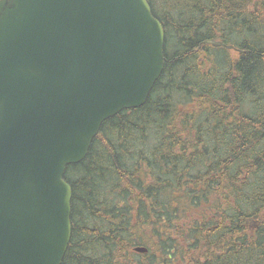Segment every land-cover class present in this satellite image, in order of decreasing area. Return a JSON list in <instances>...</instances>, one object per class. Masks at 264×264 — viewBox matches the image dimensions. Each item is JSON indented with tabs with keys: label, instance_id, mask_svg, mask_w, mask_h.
Segmentation results:
<instances>
[{
	"label": "trees",
	"instance_id": "trees-1",
	"mask_svg": "<svg viewBox=\"0 0 264 264\" xmlns=\"http://www.w3.org/2000/svg\"><path fill=\"white\" fill-rule=\"evenodd\" d=\"M147 1L165 69L67 167L62 264H264V0Z\"/></svg>",
	"mask_w": 264,
	"mask_h": 264
},
{
	"label": "water",
	"instance_id": "water-1",
	"mask_svg": "<svg viewBox=\"0 0 264 264\" xmlns=\"http://www.w3.org/2000/svg\"><path fill=\"white\" fill-rule=\"evenodd\" d=\"M165 38L147 0H0V264L63 263L66 169L103 123L146 104Z\"/></svg>",
	"mask_w": 264,
	"mask_h": 264
},
{
	"label": "rangeland",
	"instance_id": "rangeland-1",
	"mask_svg": "<svg viewBox=\"0 0 264 264\" xmlns=\"http://www.w3.org/2000/svg\"><path fill=\"white\" fill-rule=\"evenodd\" d=\"M229 51H231L232 56H234V57L237 56V52H235L233 50H229ZM209 52H212V51H209ZM217 52H218V58L217 59H224V55L228 54V52L225 51V48L219 49ZM208 55H210V54H208Z\"/></svg>",
	"mask_w": 264,
	"mask_h": 264
},
{
	"label": "bare ground",
	"instance_id": "bare-ground-1",
	"mask_svg": "<svg viewBox=\"0 0 264 264\" xmlns=\"http://www.w3.org/2000/svg\"><path fill=\"white\" fill-rule=\"evenodd\" d=\"M216 48V47H215Z\"/></svg>",
	"mask_w": 264,
	"mask_h": 264
}]
</instances>
